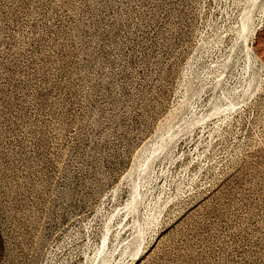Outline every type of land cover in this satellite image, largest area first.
Segmentation results:
<instances>
[{
	"label": "rangeland",
	"instance_id": "rangeland-1",
	"mask_svg": "<svg viewBox=\"0 0 264 264\" xmlns=\"http://www.w3.org/2000/svg\"><path fill=\"white\" fill-rule=\"evenodd\" d=\"M0 264H264V0H0Z\"/></svg>",
	"mask_w": 264,
	"mask_h": 264
},
{
	"label": "bare ground",
	"instance_id": "bare-ground-1",
	"mask_svg": "<svg viewBox=\"0 0 264 264\" xmlns=\"http://www.w3.org/2000/svg\"><path fill=\"white\" fill-rule=\"evenodd\" d=\"M250 8V7H249ZM252 18V17H251ZM240 22V21H239ZM241 28V27H240ZM245 30H246V24H245ZM249 30V29H248ZM237 32V31H236ZM249 33V32H248ZM237 34V33H236ZM248 35V34H247ZM249 56V55H248ZM254 76V75H253ZM219 84V83H218ZM249 90V89H248ZM197 119V118H196ZM199 120V119H198ZM193 121V120H192ZM191 123V122H190ZM186 125V124H185ZM181 130V129H180ZM186 130V129H185ZM162 137V136H161ZM161 140V139H160ZM159 140V141H160ZM172 140V139H171ZM167 143V142H166ZM161 151V150H160ZM162 152V151H161ZM137 182V181H136ZM133 190V189H132ZM134 192V191H133ZM140 192V191H139ZM142 199V198H141ZM131 202V201H130ZM141 202V201H140ZM139 205V204H138ZM127 208H129V207H127ZM160 208V207H159ZM156 215V214H155ZM154 217V216H153ZM154 220V219H153ZM142 223V222H141ZM109 231V230H108ZM139 233V232H138ZM107 238V237H106ZM135 239V238H134ZM138 242V241H137ZM133 243V242H132ZM137 245V244H136ZM135 251H136V249H135ZM134 251V252H135Z\"/></svg>",
	"mask_w": 264,
	"mask_h": 264
}]
</instances>
